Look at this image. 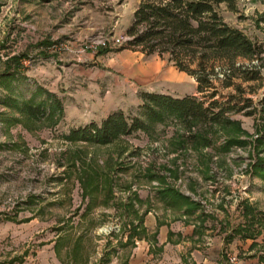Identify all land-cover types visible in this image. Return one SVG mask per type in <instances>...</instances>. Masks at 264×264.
Here are the masks:
<instances>
[{
	"label": "rangeland",
	"instance_id": "1",
	"mask_svg": "<svg viewBox=\"0 0 264 264\" xmlns=\"http://www.w3.org/2000/svg\"><path fill=\"white\" fill-rule=\"evenodd\" d=\"M138 2L0 0V221L33 206L29 212L45 217L46 239L65 235L64 246L81 237L100 258L110 240L126 236L131 215L113 213L92 225L83 215L86 192L109 187L114 206L136 207L161 201L157 191L170 187L199 203L197 217L207 220L202 229L224 237L245 225L247 234L233 238L264 241V180L252 170L264 160L259 112H231L234 123L227 127L189 128L165 114L149 121L148 130L109 143L69 139L71 129L90 117L99 120L113 106L125 115L139 113L141 91L201 96L195 79L166 58L118 49ZM219 12L264 48V0H236L233 10L221 4ZM252 63H263L261 79L242 86L257 103L264 95V53ZM10 70L13 78L1 76ZM24 103H43L42 114L28 115ZM242 200L255 219L243 213ZM37 204L45 210L36 211ZM219 218L227 223L219 226ZM28 244L34 254L40 242L33 236Z\"/></svg>",
	"mask_w": 264,
	"mask_h": 264
},
{
	"label": "trees",
	"instance_id": "2",
	"mask_svg": "<svg viewBox=\"0 0 264 264\" xmlns=\"http://www.w3.org/2000/svg\"><path fill=\"white\" fill-rule=\"evenodd\" d=\"M221 4L233 10L236 0H139L125 29L126 39L118 49L130 48L145 55L166 58L179 71L195 79L196 91L201 96L141 91L139 113L129 116L122 110H114L100 123L89 122L71 129L69 139L109 143L118 136L148 130L149 121L160 120L165 114L176 116L187 128L192 123L230 126L234 123L229 115L231 112L245 115L259 112L264 116V95L255 103L251 97L244 96L242 86V82L261 79L263 63L252 61L262 60L264 48L223 19L219 12ZM14 75L10 70L1 76L13 78ZM229 87H233L234 92L224 95L221 89ZM217 95L222 99L216 98ZM21 110L37 117L42 114L43 103H24ZM252 170L264 180L263 159L253 163ZM159 192L172 193L175 200L181 199L195 207L199 205L170 187ZM241 204L243 213L255 219L254 208L246 200ZM243 228L245 225H238L226 238L244 233L246 228Z\"/></svg>",
	"mask_w": 264,
	"mask_h": 264
},
{
	"label": "crops",
	"instance_id": "3",
	"mask_svg": "<svg viewBox=\"0 0 264 264\" xmlns=\"http://www.w3.org/2000/svg\"><path fill=\"white\" fill-rule=\"evenodd\" d=\"M114 110L121 108L113 106L100 115L99 120L90 117L82 125L93 121L100 123ZM159 191L157 194L161 201L142 202L136 207L114 206L109 187L96 185L86 192L88 199L83 215L92 220V225L113 213L128 212L131 215L132 223L126 236L110 240L100 258L87 249L81 237L64 246L60 242L65 235L57 233L46 239L45 217L42 213L29 212L33 206L16 211L17 214L0 221V264H227L226 249L237 256L238 264H264V250H255L264 246V241L228 239V234L224 237L223 234H211V230L202 229V226H207V220L198 219V206L175 200L172 193ZM35 207L36 211L45 210L44 205ZM219 223L221 226L227 222L219 218ZM33 236L40 242L34 254L28 244ZM20 242L26 244L19 247ZM239 254L244 257H239Z\"/></svg>",
	"mask_w": 264,
	"mask_h": 264
},
{
	"label": "built area",
	"instance_id": "4",
	"mask_svg": "<svg viewBox=\"0 0 264 264\" xmlns=\"http://www.w3.org/2000/svg\"><path fill=\"white\" fill-rule=\"evenodd\" d=\"M226 262L227 264H238V258L235 254L226 252Z\"/></svg>",
	"mask_w": 264,
	"mask_h": 264
}]
</instances>
